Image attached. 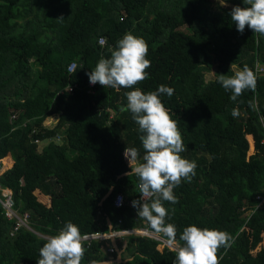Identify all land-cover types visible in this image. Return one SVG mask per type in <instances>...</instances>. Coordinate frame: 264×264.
<instances>
[{
    "label": "trees",
    "instance_id": "16d2710c",
    "mask_svg": "<svg viewBox=\"0 0 264 264\" xmlns=\"http://www.w3.org/2000/svg\"><path fill=\"white\" fill-rule=\"evenodd\" d=\"M213 1L0 0V185L14 192L18 210L31 213L37 231L54 236L71 221L87 235L144 228L167 240L127 204L141 193L124 152L138 148L142 161L144 150L132 113L121 111L127 92L165 85L175 90L161 100L178 121L181 156L197 163L191 182L174 189L178 203L164 202L177 244L184 245L188 226L219 229L233 237L219 249L220 264H264L257 200L264 196V73H256L264 68V35L247 27L240 33L231 21L232 8L249 6L244 0H226L229 6L211 15L205 4ZM129 32L149 45L148 78L133 88L91 86L88 73ZM244 65L256 88L233 102L218 75ZM209 72L214 79L207 81ZM52 116L58 122L48 128ZM118 195L125 198L120 208ZM11 229L0 207V264H37L47 240L26 231L11 237ZM124 238L123 249L117 243L108 254L99 241L85 243L82 264L117 261V251L121 262L112 264H175L176 252L163 242Z\"/></svg>",
    "mask_w": 264,
    "mask_h": 264
},
{
    "label": "clouds",
    "instance_id": "9594fccd",
    "mask_svg": "<svg viewBox=\"0 0 264 264\" xmlns=\"http://www.w3.org/2000/svg\"><path fill=\"white\" fill-rule=\"evenodd\" d=\"M244 3L249 6H236L230 12L237 31L243 33L247 27L264 35V0H244ZM63 19L60 17L57 20ZM148 52L149 45L142 37L131 32L125 34L117 42L111 57L101 58L88 73L90 83H99L104 88H133L149 76L146 71L151 66V61L146 58ZM218 82L226 91H231L230 99L236 102L245 90H255L257 79L254 72L244 65L231 76L219 74ZM174 91L172 87L160 85L155 91L145 93L136 88L125 94L127 105L121 111L132 113L142 133L139 139L144 150L142 161L138 148L126 147L124 152L130 165L135 163L134 167L130 166V175L138 177L141 193V199L133 201L132 206L137 208L140 219L146 220L155 232L167 237L168 246L176 250L175 264H220L222 256L218 255L219 249L229 248L233 242L230 233L191 225L184 228L180 235L184 245L177 249V227L167 222L169 212L164 202L178 203L174 189L184 179L191 182L197 168L195 161L181 156L185 148L178 121L173 119L174 114L161 100V96L166 94L171 97ZM239 115V108H234L232 116L236 118ZM87 240L88 235L82 234L80 228L69 221L41 247L37 264H82ZM90 264L106 262L91 260Z\"/></svg>",
    "mask_w": 264,
    "mask_h": 264
},
{
    "label": "built area",
    "instance_id": "2783aa9c",
    "mask_svg": "<svg viewBox=\"0 0 264 264\" xmlns=\"http://www.w3.org/2000/svg\"><path fill=\"white\" fill-rule=\"evenodd\" d=\"M99 44L101 46H105L106 45V39L105 38H100L99 40ZM76 68V64L72 63L69 66V72H74ZM258 74H263L264 73V68L263 67H258L257 69ZM91 86H93L91 84ZM69 92L73 91V88H69L68 89ZM15 116H13L12 119H14ZM24 126H26V124H24ZM58 139H60L58 137ZM37 144L39 143L38 141L36 142ZM138 187V184H137ZM141 199V197H140ZM257 200L259 201H264V196H258ZM134 200H130L127 202V204L129 206H132V202ZM115 207L120 208L122 206L125 205V198L123 195H118L115 199ZM0 207L2 209V213L4 215V217L8 220L13 222V227L12 230L10 232V236L11 237H15L16 235H18V233H20L22 230L31 232L33 234H35L37 237L42 238L44 240H48L49 237L48 235L42 234L39 231H37L34 227L33 221H32V215L30 212H21L20 210H18L16 208V201L14 198V192L10 189H4L1 187L0 185ZM259 208V207H258ZM130 235H137V236H142V237H149V238H153L155 240H158L160 242H163L170 250L175 251L173 248H170L167 244V240L162 238L161 236L155 234L154 232L148 230V229H144V228H140V229H135V230H121V231H112L108 234H90L88 235V240L85 242L87 247H89L93 241H99V242H107L110 240H116V239H123L126 236H130ZM108 252L109 253H114V248H112L111 246H108ZM178 245H176V248L178 249Z\"/></svg>",
    "mask_w": 264,
    "mask_h": 264
},
{
    "label": "rangeland",
    "instance_id": "374dc122",
    "mask_svg": "<svg viewBox=\"0 0 264 264\" xmlns=\"http://www.w3.org/2000/svg\"><path fill=\"white\" fill-rule=\"evenodd\" d=\"M229 4L226 2V0H214L213 2L207 3L205 4V8L208 10V13L213 15V14H217L221 11L222 7H228ZM235 71H238L235 67H234ZM206 79L207 81H210L212 79H214V74L209 72L206 73ZM58 122V116H52L46 119V121L44 122V125L48 128H53L56 123ZM46 142L41 143L39 145V150L43 148V146H45ZM258 207L260 209L264 208V201H260ZM128 238H123V239H117V243L118 246L120 247V249H123V247L125 246L126 242H127ZM101 244V249L105 254H108L109 252H107V247L110 244V241H107L106 243H100ZM125 255H127V257H130V252L131 249H129L128 251L124 250ZM111 261H114V258H111Z\"/></svg>",
    "mask_w": 264,
    "mask_h": 264
},
{
    "label": "crops",
    "instance_id": "0c3cea01",
    "mask_svg": "<svg viewBox=\"0 0 264 264\" xmlns=\"http://www.w3.org/2000/svg\"><path fill=\"white\" fill-rule=\"evenodd\" d=\"M11 222V221H10ZM12 227H13V222H12ZM36 229V228H35ZM12 230V229H11ZM22 231H25V230H22ZM11 232V231H10ZM26 232H28V231H26ZM110 244H111V246L112 247H114L115 248V250L118 248V246H117V241L116 240H110ZM117 253H118V256L120 257H122V252L120 251V252H118L117 251Z\"/></svg>",
    "mask_w": 264,
    "mask_h": 264
},
{
    "label": "water",
    "instance_id": "95a60500",
    "mask_svg": "<svg viewBox=\"0 0 264 264\" xmlns=\"http://www.w3.org/2000/svg\"><path fill=\"white\" fill-rule=\"evenodd\" d=\"M136 186H137V184H136ZM111 192H112V191H110V193L106 196V198L111 194ZM114 262H118V263H120V262H121V256H120V257L118 256L117 261H108V262H106V264H112V263H114Z\"/></svg>",
    "mask_w": 264,
    "mask_h": 264
}]
</instances>
